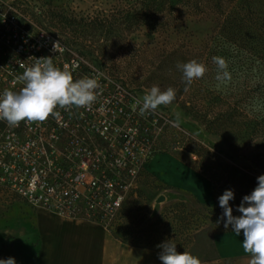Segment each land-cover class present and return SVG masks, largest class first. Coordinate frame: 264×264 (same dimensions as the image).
Instances as JSON below:
<instances>
[{
  "label": "built area",
  "instance_id": "1",
  "mask_svg": "<svg viewBox=\"0 0 264 264\" xmlns=\"http://www.w3.org/2000/svg\"><path fill=\"white\" fill-rule=\"evenodd\" d=\"M38 13V0H0V93L19 91L17 77L36 58L49 56L74 80L96 78L100 87L90 109L57 108L44 122L15 127L0 120V189L60 218L100 225L117 240L141 233L160 215L155 200L144 198L145 191L162 187L152 162L164 153L169 134L184 130L160 109L141 114L135 90L87 65L39 25ZM137 243L147 244L146 238Z\"/></svg>",
  "mask_w": 264,
  "mask_h": 264
},
{
  "label": "rangeland",
  "instance_id": "2",
  "mask_svg": "<svg viewBox=\"0 0 264 264\" xmlns=\"http://www.w3.org/2000/svg\"><path fill=\"white\" fill-rule=\"evenodd\" d=\"M38 1L37 22L40 26L47 25L73 52L84 57L87 65L107 70L120 82L135 90L141 99L154 85L159 86L161 90L172 87L169 81L173 82V80L163 75L162 68L164 55L170 45L179 44L180 40L185 38L187 41L190 40L192 46H196L206 42L214 28L213 22L209 20L183 19L169 32L162 31V28L154 35L146 29L141 33L126 31L125 36L120 38L117 37L119 18L121 14L125 16L130 10V3L133 0ZM87 18L107 19L109 35L100 27L94 26L89 29L83 27V23L79 22ZM70 19H76L78 23L73 25ZM249 86V90L252 88V91H255L252 93L254 111L257 108V81L250 83ZM174 89L178 91L177 88ZM184 100L181 97L168 106L158 108L171 116L184 130L182 136H178V133H170L161 150L164 153L157 155V164L162 169L159 178L169 182L171 181L169 177L174 175L175 166L187 167L194 175L204 180L209 196L201 200L191 191L175 186H162L155 191L157 194L154 204L155 214L165 211L169 213L168 228L153 237L155 248L160 252L162 249L159 245L163 242L171 240L177 245V241L181 238L175 232L181 225L177 219L179 213L202 212L204 211L202 204L215 205V212L205 223L201 218L193 219L190 227L193 231L203 226L205 228L211 226L215 230V235L232 232L231 226L226 229L224 220L221 219L223 209L219 206L218 198L225 191L221 165L238 166L257 177L264 175V167L256 159L259 153L264 152V137L255 117L249 118L253 122L246 130L248 134H242L244 139H236L229 147L203 122L201 114L209 104L201 102L198 98L194 101L196 109L189 112L182 108ZM241 103L245 104L247 100ZM245 121L246 119H241L242 124L236 130L242 131L245 128ZM202 152H212L214 156L202 158L204 156ZM150 170L153 172L152 167ZM253 190L254 187L249 189L237 187L233 190L234 199L230 201V206L234 216L241 215L237 210L238 206L243 197ZM160 197H164V201L158 203ZM40 211L0 189V259L11 257L15 259L16 264H37L41 246L37 225ZM207 241V237L202 236L200 240L194 241V246L186 249L198 257L202 264L214 262L207 261L216 257L215 250L209 247ZM177 251L182 252L180 246H177Z\"/></svg>",
  "mask_w": 264,
  "mask_h": 264
},
{
  "label": "trees",
  "instance_id": "3",
  "mask_svg": "<svg viewBox=\"0 0 264 264\" xmlns=\"http://www.w3.org/2000/svg\"><path fill=\"white\" fill-rule=\"evenodd\" d=\"M183 19L209 20L213 22L214 28L206 42L192 46L190 40L184 38L179 44L170 45L164 55L163 75L169 80L172 79L173 82L168 79L167 81L173 88L178 89L176 99H185L182 108L185 111H194V101L198 98L201 102H207L209 106L201 114L203 122L229 147L236 139H244L242 134H248L246 130L253 122L249 120L252 116L257 120L264 137V0H133L130 10L119 18L117 37L123 38L126 31L141 33L144 29L153 35L161 28L162 31L169 32ZM70 23L76 25L78 21L70 19ZM79 23H83L86 29L94 26L103 28L105 34L109 35L107 19L87 18ZM213 57H223L227 61L230 80L217 79L218 69ZM193 59L205 64L207 72L203 78L194 80L187 86L188 90L185 91L186 84L177 65ZM254 81H257L258 97L257 108L253 111L252 93L255 91H252V88L249 90V84ZM243 100H247V103H241ZM241 119H246L243 129L245 132L236 130L242 124ZM202 153V158L214 156L212 152ZM256 159L264 167V152L259 153ZM220 168L224 175L223 190L257 186V176L250 171L224 164ZM156 189L155 187L144 193V198L149 204L157 196ZM202 207V212L182 211L177 216L181 225L175 232L181 237L177 246H180L182 252L194 246V241L200 240L202 236L207 237L209 247L215 250V230L211 226H203L195 231L190 228L193 219L201 218L205 223L215 212V205L202 204ZM168 214L166 211L160 213L149 228L141 233L121 235L117 238L127 245H132L136 240L137 246L155 248L153 237L168 228ZM143 238H146L147 244L137 243ZM217 259L216 256L207 262Z\"/></svg>",
  "mask_w": 264,
  "mask_h": 264
},
{
  "label": "clouds",
  "instance_id": "4",
  "mask_svg": "<svg viewBox=\"0 0 264 264\" xmlns=\"http://www.w3.org/2000/svg\"><path fill=\"white\" fill-rule=\"evenodd\" d=\"M59 50V41L54 42L53 51ZM217 65V79H231L228 63L223 57H213ZM177 68L182 72L186 88L194 80L204 77L207 72L205 64L193 59ZM22 84L19 91L5 89L0 93V120L9 126H19L21 122L40 123L57 114L56 109L71 110L73 108L90 109L97 100V89L100 84L96 78L85 77L74 80L67 68L57 67L52 57L36 58L33 65L25 68L17 77ZM176 99V90L168 87L161 90L152 86L137 101L141 114L155 112L160 106H168ZM234 199V191L225 190L218 198L223 209L221 219L224 227L232 228L237 236L243 233L242 248L250 255L249 264H264V175L257 177V186L245 195L238 206L239 216L233 215L230 201ZM159 259L162 264H202L201 260L188 251L178 252L177 245L171 240L163 242ZM0 264H16L14 258L0 259Z\"/></svg>",
  "mask_w": 264,
  "mask_h": 264
},
{
  "label": "crops",
  "instance_id": "5",
  "mask_svg": "<svg viewBox=\"0 0 264 264\" xmlns=\"http://www.w3.org/2000/svg\"><path fill=\"white\" fill-rule=\"evenodd\" d=\"M157 163L156 156L151 167L160 177L162 169ZM174 168L171 181L159 178L163 187L175 186L191 191L198 199L208 198L203 179L187 167ZM37 225L41 238L37 264H162L159 249L127 245L97 224L63 219L41 210ZM242 241V232L240 236L234 232L215 235L218 259L209 264H249L250 255L243 251Z\"/></svg>",
  "mask_w": 264,
  "mask_h": 264
},
{
  "label": "water",
  "instance_id": "6",
  "mask_svg": "<svg viewBox=\"0 0 264 264\" xmlns=\"http://www.w3.org/2000/svg\"><path fill=\"white\" fill-rule=\"evenodd\" d=\"M164 201V197H160L159 199H158V203H161V202H163Z\"/></svg>",
  "mask_w": 264,
  "mask_h": 264
}]
</instances>
